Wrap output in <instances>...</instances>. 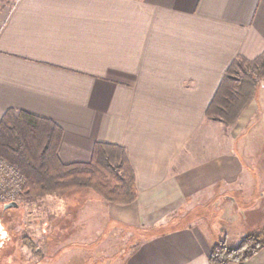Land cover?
Instances as JSON below:
<instances>
[{
  "label": "crops",
  "instance_id": "obj_1",
  "mask_svg": "<svg viewBox=\"0 0 264 264\" xmlns=\"http://www.w3.org/2000/svg\"><path fill=\"white\" fill-rule=\"evenodd\" d=\"M263 51L264 0L3 2L0 121L13 109L56 123L64 164L97 142L124 148L136 199L84 191L71 222L102 226L105 250L145 232L121 264H209L221 220L264 227V83L234 126L206 116L232 62ZM200 203L210 221L175 218ZM229 264H264V247Z\"/></svg>",
  "mask_w": 264,
  "mask_h": 264
},
{
  "label": "trees",
  "instance_id": "obj_2",
  "mask_svg": "<svg viewBox=\"0 0 264 264\" xmlns=\"http://www.w3.org/2000/svg\"><path fill=\"white\" fill-rule=\"evenodd\" d=\"M249 69L237 78L235 67ZM264 79V51L252 60L236 58L227 69L206 116L234 126ZM62 129L53 121L9 109L0 121V154L16 158L26 173L20 197L60 196L76 188L90 189L107 202L132 203L137 197L134 172L123 147L97 142L89 162L64 164L57 157ZM264 229L247 233L236 246L220 239L208 253L209 264L243 263L264 247Z\"/></svg>",
  "mask_w": 264,
  "mask_h": 264
},
{
  "label": "rangeland",
  "instance_id": "obj_3",
  "mask_svg": "<svg viewBox=\"0 0 264 264\" xmlns=\"http://www.w3.org/2000/svg\"><path fill=\"white\" fill-rule=\"evenodd\" d=\"M3 2L11 5L15 0H0V4ZM248 69L247 62H239L235 67L237 71L235 77L238 78L243 71ZM263 83L264 79H260L257 88ZM207 118L219 120L209 116ZM262 126H264V122ZM262 149H264V143H262ZM256 157L263 161L264 150ZM0 159L14 165L24 178V183L26 182V173L16 158L11 159L6 154H0ZM84 191L96 195L92 190L76 188L68 190L60 196H19L16 200L18 207L13 208H5V203L0 201V224L2 226L0 232L4 234L3 239H1L4 245L0 247V264H121L137 240L142 241L146 233L142 230L139 234L133 233L128 243L118 245L114 243L112 248L105 250L106 243L100 238L102 226L95 224L84 231V228L78 227L75 222L71 223L73 217L81 209L83 203L81 193H84ZM78 194L81 195L77 196ZM202 207L200 203L192 210H187L188 212L184 207L185 211L181 213L179 211L178 214L181 215H177L175 218L180 220L181 216H185L187 222L200 216L201 219L206 217L210 221V218H212L210 216H213L212 213H208ZM184 212L187 214L185 215ZM257 215L264 220V211H257ZM220 224L227 235V245L236 246L244 238L245 235L241 233V225L229 223L228 221L222 222V220ZM262 229L264 227L254 232ZM89 230L90 232H88ZM155 230H158V228ZM87 233L91 240L85 242L84 234L87 235ZM118 236V234H114L112 240L120 242ZM262 238H264V235Z\"/></svg>",
  "mask_w": 264,
  "mask_h": 264
},
{
  "label": "built area",
  "instance_id": "obj_4",
  "mask_svg": "<svg viewBox=\"0 0 264 264\" xmlns=\"http://www.w3.org/2000/svg\"><path fill=\"white\" fill-rule=\"evenodd\" d=\"M24 185V178L18 169L0 159V201L9 203L16 201Z\"/></svg>",
  "mask_w": 264,
  "mask_h": 264
},
{
  "label": "water",
  "instance_id": "obj_5",
  "mask_svg": "<svg viewBox=\"0 0 264 264\" xmlns=\"http://www.w3.org/2000/svg\"><path fill=\"white\" fill-rule=\"evenodd\" d=\"M5 208H13V207H18V203L16 201H12V202H9V203H6L4 205Z\"/></svg>",
  "mask_w": 264,
  "mask_h": 264
},
{
  "label": "flooded vegetation",
  "instance_id": "obj_6",
  "mask_svg": "<svg viewBox=\"0 0 264 264\" xmlns=\"http://www.w3.org/2000/svg\"><path fill=\"white\" fill-rule=\"evenodd\" d=\"M1 229H2V226L0 224V230ZM3 236H4L3 232H0V240L3 239ZM3 245H4V242L1 240L0 247H2Z\"/></svg>",
  "mask_w": 264,
  "mask_h": 264
}]
</instances>
